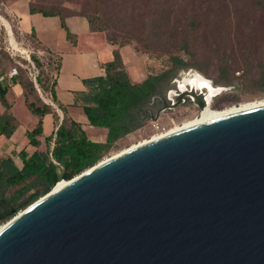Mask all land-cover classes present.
Here are the masks:
<instances>
[{"label": "water", "instance_id": "obj_1", "mask_svg": "<svg viewBox=\"0 0 264 264\" xmlns=\"http://www.w3.org/2000/svg\"><path fill=\"white\" fill-rule=\"evenodd\" d=\"M170 90L151 119L207 105V89ZM56 184L0 226V264H264V102Z\"/></svg>", "mask_w": 264, "mask_h": 264}, {"label": "rangeland", "instance_id": "obj_2", "mask_svg": "<svg viewBox=\"0 0 264 264\" xmlns=\"http://www.w3.org/2000/svg\"><path fill=\"white\" fill-rule=\"evenodd\" d=\"M9 1L12 0H0V50L8 53L10 39L16 40L27 50L29 58L37 56L41 65L36 66L30 58L31 64L25 53L17 51L14 57L2 59L4 71L8 72L18 61L21 64L18 73L22 70L23 78L27 76L35 86V92L28 95L29 100L50 104L59 116V123L63 113L52 102L49 92L56 81L59 56L38 51L32 37L19 33L16 19L4 7ZM27 1L46 10L53 6L64 9L65 13L96 19V25L104 30L95 32L106 41L108 35L132 47L144 59L148 75L173 70L175 73L162 88V95L175 90L183 76L199 73L212 84L226 88L213 98V110L264 99V0ZM176 58L183 66L179 67ZM37 75L42 78L45 90L37 83ZM200 113L187 98L178 107L161 112L157 119L146 118L137 129L116 140L98 161L166 134L201 117Z\"/></svg>", "mask_w": 264, "mask_h": 264}, {"label": "trees", "instance_id": "obj_3", "mask_svg": "<svg viewBox=\"0 0 264 264\" xmlns=\"http://www.w3.org/2000/svg\"><path fill=\"white\" fill-rule=\"evenodd\" d=\"M30 13H41L44 16H58L60 24L70 33L65 23L68 16L78 15L76 13H65L58 7L51 6L49 9L37 7L29 2ZM86 18L91 31L104 30L96 25V19L87 15ZM33 32V31H32ZM33 36V33H32ZM111 44H119L113 37L106 35ZM9 59V54L0 50V102L6 111L0 113V134L10 137L18 124L16 118L8 112L10 103L6 99L9 85L2 81L4 68L2 59ZM31 60L40 66V61L35 55ZM179 67L183 66L180 60L175 59ZM61 67L60 60L57 65ZM105 74L83 79L85 91L76 92L74 105L81 106L90 125L104 127L107 135L104 142L89 139L81 125L72 119L66 107L62 105L55 93L56 81L49 89L51 100L62 111L63 118L58 123L59 116L51 105L40 101L29 100L28 95L35 92L33 81L23 71L12 80H17L24 90L25 104L29 111L37 117L36 126L26 132L29 143L39 146L37 139L42 134V117L52 114L56 129L45 137V149L35 150L28 154L24 149L20 150L18 157L22 165L19 168L10 156L0 159V222H6L18 211L25 208L41 195L47 193L62 178L70 179L74 174L88 168L102 157L103 153L118 139L141 126L146 118L155 112V104L151 105L153 97L160 94L162 88L167 84L175 72L167 70L161 74H149L143 81L132 83L124 68L121 55L114 50L113 59L103 64ZM36 81L43 90L42 78L37 75ZM48 90V88H47ZM159 103V98L157 99ZM82 102V104L79 103Z\"/></svg>", "mask_w": 264, "mask_h": 264}, {"label": "crops", "instance_id": "obj_4", "mask_svg": "<svg viewBox=\"0 0 264 264\" xmlns=\"http://www.w3.org/2000/svg\"><path fill=\"white\" fill-rule=\"evenodd\" d=\"M4 7L6 12L16 19L19 33L32 37L38 51L59 56L61 67L56 74L54 87L58 101L66 107L69 116L81 125L89 139L104 142L107 129L89 124L81 106L74 105L76 92L86 90L83 79L105 74L103 64L113 59L114 50L119 51L132 83H139L148 76L144 59L129 45L111 44L97 32L91 31L83 16L73 15L65 18L70 33L68 37L58 16L30 13L27 0H12ZM130 59L134 62L130 63ZM7 73L4 71L2 81L9 85L6 94L10 103L8 112L16 118L18 124L10 137L0 134V159L10 156L20 168L22 162L18 157L19 151L24 149L31 154L35 150H43L45 137L52 134L56 124L52 114H45L42 117V134L37 137L39 146L29 143L26 132L36 126L37 117L27 108L20 83L13 81ZM4 111L6 108L0 102V113Z\"/></svg>", "mask_w": 264, "mask_h": 264}, {"label": "bare ground", "instance_id": "obj_5", "mask_svg": "<svg viewBox=\"0 0 264 264\" xmlns=\"http://www.w3.org/2000/svg\"><path fill=\"white\" fill-rule=\"evenodd\" d=\"M6 26L9 29V24L6 25ZM10 44L13 45V47H15L21 53H25L26 56H27V50L22 48V47H20L18 45V43L16 42V40L10 39ZM190 74L183 76L182 79H180L178 81L179 91H184V90H189V89H196V91H198V90L201 91V90L207 89L208 90L207 93H206L207 105L204 108L201 109L203 111V114L201 115V117H197V118H195L193 120H190L189 122L184 123L183 126L177 127V128H175L173 130H176V129L188 126L190 124H193V123H196V122H199V121L214 117L216 115H219V114H222V113L237 109L239 107H243V106H248V105H253V104H258V103H263L264 102V99H260V100L257 99V100H254V101L241 103L239 106L238 105H233V106L227 107V108H225L223 110H213V109L209 110L207 108L210 107L211 100L215 96H217V95L221 94L223 91H225L226 88L222 87V86H216V85L212 84L209 79L205 78L204 76L200 75L199 73H194L193 75H190ZM175 93H177V91L170 90V95L171 96L174 95ZM173 130H171V131H173ZM160 136H162V135H160ZM160 136L153 137L152 139H156V138H158ZM152 139H150V140H152ZM145 142H147V141H145ZM140 144H142V143H140ZM137 145H139V144L133 145L130 148H133V147H135ZM65 183H66L65 179L61 180L59 183L56 184V188L62 186Z\"/></svg>", "mask_w": 264, "mask_h": 264}, {"label": "built area", "instance_id": "obj_6", "mask_svg": "<svg viewBox=\"0 0 264 264\" xmlns=\"http://www.w3.org/2000/svg\"><path fill=\"white\" fill-rule=\"evenodd\" d=\"M6 50H7L8 54H9V56H11V57H14L16 55V52L19 51L15 47H13V45H11L10 43H9V45H8ZM27 58H28V61L31 64H33L32 61L30 60L28 54H27ZM18 65H21V64L18 61H16V64L9 69V71L7 73L8 76L12 77V76H15V75L18 74Z\"/></svg>", "mask_w": 264, "mask_h": 264}, {"label": "flooded vegetation", "instance_id": "obj_7", "mask_svg": "<svg viewBox=\"0 0 264 264\" xmlns=\"http://www.w3.org/2000/svg\"><path fill=\"white\" fill-rule=\"evenodd\" d=\"M178 83V82H177ZM171 90H174V89H171ZM175 91H179V87H178V85H177V87L175 88ZM158 97L157 96H154L153 97V99H152V101L150 102V104L151 105H153V104H155V106H154V108H155V111H156V109H158V107H160V103L158 102ZM213 100V99H212ZM212 100H211V103H210V107L209 108H207V109H212ZM191 101V100H190ZM185 102H186V100H185ZM184 102V103H185ZM191 103H193L192 101H191ZM200 111H201V113L198 115V116H201L202 114H203V111L200 109Z\"/></svg>", "mask_w": 264, "mask_h": 264}]
</instances>
